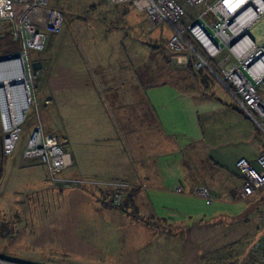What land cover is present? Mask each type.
Segmentation results:
<instances>
[{
    "label": "rangeland",
    "instance_id": "374dc122",
    "mask_svg": "<svg viewBox=\"0 0 264 264\" xmlns=\"http://www.w3.org/2000/svg\"><path fill=\"white\" fill-rule=\"evenodd\" d=\"M178 1L187 11L184 23L188 24L196 9L185 0ZM50 4L62 11L63 29L49 38L44 51L28 52L32 62L43 64L35 80L41 124L45 131L43 111L45 105L51 103V92L57 99L50 107L55 115L50 116L54 119L49 125L62 145L75 156L85 157L89 165L96 161V151L104 152L106 159L112 161L111 174L114 175L122 158L129 162L131 159L127 154L126 133L110 132L109 137L100 139L95 133L90 135L80 130L82 116L96 115L97 90L98 94L105 93L109 86L100 84V90L97 86L69 90L65 81L72 78L79 82L92 78L95 71L118 67L124 69L129 78H134L128 84L133 81L139 89L141 85L137 82L156 87L179 83L183 89H188L195 79L187 67L180 68L172 61L173 53L166 48L171 28L166 24L152 28L146 14L131 5H111L106 0H50ZM197 10L202 11L203 7L198 6ZM250 34L254 36L257 30H251ZM7 41H11L7 36L0 40L3 49L10 46ZM11 43L15 45L16 42L12 40ZM120 77L126 76L121 74ZM214 84L210 92L236 106L231 95L218 82ZM138 94L141 101L142 90H138ZM114 100L113 95H109L108 105L104 107L109 117L120 119L124 126L126 119L122 117L135 114L133 138L141 144L148 135L155 146L160 140L154 129L156 123L152 119L142 120L143 114L151 113L148 108L138 102L131 114L126 99ZM82 102L85 104L81 106ZM157 102L160 114L166 116V129L174 133L180 126L179 122H174L179 116H186L185 111L177 109V115L171 119V102L160 98ZM197 104L199 116L196 115V119L201 131L194 143L197 153H191L184 138L178 140L180 150L172 144V138L163 140L160 149L164 153L155 160L162 178L145 185L142 194L147 201H141L140 207L135 202L137 208L129 211L132 216L120 211L114 198H110L109 192L112 195L113 191H120L113 183L112 187L100 182L80 187L62 182L53 184L47 167L44 168L46 165L37 159L23 158L37 120L36 111L32 109L23 120L13 155L6 157L3 164L0 259L26 264H264V189L252 197L239 196L236 187L241 179L235 167L239 158L256 159L264 135L243 114L220 106L210 108L209 105L200 107V102ZM118 120L116 125H119ZM90 124L95 126L93 122ZM144 146L148 151L153 148L148 142ZM142 154L135 155L136 162L147 155ZM98 157L100 167H105L107 163L101 160L102 154ZM180 159L184 178L181 177L182 182L173 180L170 183L173 164L175 160L178 164ZM74 166L60 173L58 179L74 178ZM187 170L191 180L185 177ZM201 186L211 192L212 204L195 194V188ZM179 188L182 192L177 191ZM133 189H137V193L141 190L129 188L124 199ZM79 194H89L96 202L100 200L99 209H102L97 212L82 210L80 201L68 198V195Z\"/></svg>",
    "mask_w": 264,
    "mask_h": 264
},
{
    "label": "built area",
    "instance_id": "2783aa9c",
    "mask_svg": "<svg viewBox=\"0 0 264 264\" xmlns=\"http://www.w3.org/2000/svg\"><path fill=\"white\" fill-rule=\"evenodd\" d=\"M106 1L111 5L129 4L145 13L152 28L168 25L172 34L167 47L173 53L172 61L180 68L192 65L195 71L208 70L264 135V0H185L196 9L188 24L184 23L187 11L178 0ZM198 6L203 10L198 11ZM64 22L62 11L52 6L50 0H0V36L7 26L12 40L20 45L16 53L7 56L22 59V85L26 88L27 104L22 119L8 126L1 111L2 153L5 157L13 155L23 120L34 109L36 125L23 158L37 159L46 165L53 184L62 182L80 187L97 183L76 178L58 179L60 173L75 165V160L56 134L44 131L37 113L40 102L35 86L40 71L33 70L28 55L30 50L44 51L49 38L62 31ZM253 29L257 30L254 36L250 34ZM235 167L241 179L236 188L239 196L252 197L264 189V152L253 161L239 158ZM115 187L120 191L115 193L114 201L120 207L130 187L114 184ZM177 191L182 192V189ZM194 192L212 204L214 197L207 187H197Z\"/></svg>",
    "mask_w": 264,
    "mask_h": 264
},
{
    "label": "crops",
    "instance_id": "0c3cea01",
    "mask_svg": "<svg viewBox=\"0 0 264 264\" xmlns=\"http://www.w3.org/2000/svg\"><path fill=\"white\" fill-rule=\"evenodd\" d=\"M43 70V64H42V69ZM94 78L90 79H82L79 82L74 81L72 78L68 79L69 81H65V87L67 89L71 90H88V89H93V87L97 86V88L100 90L99 86L100 84L105 85L106 87V92L104 93L101 91L98 94L97 90V99L99 100V107L96 112V115L93 114H85L84 116L81 117V126L80 130L82 133L90 135L92 133H95L96 136L100 139H103L104 137H109L110 132H125L127 141H128V146H127V154L129 157H131L130 162L126 158H122L120 161V166H116L115 168V174H111V167H112V161L111 159H106V156H104V152H95L94 154L97 155L96 161L92 162V165L90 161H87L85 157L77 155L75 156L74 153L69 151L72 156L74 157L75 160V166L73 170H75L74 174L72 177L80 180H87L91 181L93 180L96 183H104V186H108L111 183L113 184H123V185H128L130 188L137 187L141 190L138 191L137 197L135 199V202L138 204L140 207V202L141 201H147L145 195H143V189L145 188V185L152 184L155 181H158L159 179L162 178L161 175V168L160 166L155 163L156 159L158 158L157 156L160 155L163 149H160V144H162L166 138H172L173 142L172 144L176 145V149L178 148L179 150L182 148L178 144L179 138L182 139L184 138L185 140L188 141L187 146H190V151L191 153L196 154L197 151L194 149V143L196 139H199V136L201 135V131L198 130L200 127L199 120L196 119V115L199 116V108L198 107V102H200V107H213L214 106H220L223 107L227 110L233 111V112H238L239 114H243L246 119H249L240 109L238 110L232 103L229 104L228 102L222 100L220 97H218L216 94L208 91V93H203L201 92V89L199 85L197 84L196 81H193L189 84L188 89H183L182 84H159L158 87L153 86L149 83H142L137 82L141 85V89L137 88L135 85V82L129 85V81L134 80L133 77H128L125 73L124 69L114 68V69H106V70H100V71H95L94 72ZM121 74H125L126 77H120ZM132 74V73H131ZM135 75V72L133 73V76ZM128 77V80H127ZM123 79V80H121ZM131 79V80H130ZM113 86L116 87L113 88ZM64 87V88H65ZM48 89L50 90L51 88L48 86ZM138 90H142V99L141 101L138 100ZM109 95H113V98L115 99V102H118V100H127L126 107H130L129 110H131V114L134 111V105L136 103H143V106L148 108V110L151 112L147 115L143 114L142 115V120H150L155 121L156 126H155V131L160 136V140L156 142V145L154 146L152 143V139H149L148 135H145V139L141 144H139L138 141H136L133 138V133L135 132L134 130V122L137 120L136 116L132 115H125L122 118L126 119V125H121L120 119H114L113 116L109 115L105 112L104 107L108 105L107 100L109 99ZM50 99L51 103L49 105H45V110L43 111V117L45 123V131L48 133H54L53 128L49 125L51 121H53L54 118H51V115H55V112L53 109H51V105L56 101L57 97H55L53 94L50 92ZM68 99L71 100V96L67 95ZM168 97V98H166ZM160 98L166 102V99L169 100L166 103H169L170 108H171V114L170 118L172 119L175 115H177V109L178 111H182V113L185 111L184 114L186 116H179V120H176L174 122L180 124L178 126L179 128L173 133H169L168 129H166V116H162L160 114V105L157 102V99ZM193 99H195V102L193 103ZM77 100V99H75ZM87 100V99H85ZM92 103L94 102L93 97L91 98ZM74 101V99H72ZM126 103V102H125ZM124 103V104H125ZM131 103V104H129ZM196 105V108L194 104ZM85 104L84 102L81 103V106ZM217 104V105H215ZM95 105V103H94ZM123 105V104H122ZM102 107V108H100ZM183 107V108H182ZM71 115V114H70ZM153 115V116H151ZM119 122V125L115 124V122ZM93 122L95 123V126L93 127L90 123ZM109 134V135H108ZM185 135V136H184ZM176 140V141H175ZM106 141V140H103ZM260 144H261V140ZM148 142L151 148V151H148L145 149L144 145ZM98 144H101V142H98ZM149 147V146H146ZM159 147V148H158ZM97 148V147H96ZM264 139L262 140V148L256 155L257 157L264 152ZM263 149V150H262ZM97 150V149H96ZM143 152V154L141 153ZM148 151V152H147ZM160 151V152H159ZM165 151V150H164ZM155 156H149L150 154L157 153ZM92 154V153H91ZM102 154L101 160L105 161L107 164L105 167H100V161L98 155ZM145 155L143 156L142 159H139L137 162L135 160V155ZM161 156V155H160ZM159 156V157H160ZM256 157V158H257ZM154 160V161H153ZM104 162V163H105ZM103 163V162H101ZM131 163V164H130ZM214 164V163H212ZM220 166V168H224V165L222 164H217ZM174 170L173 173H171V180L170 183L173 182V180H180L184 178V172H183V161L180 159V161L177 164V161L175 160L174 164ZM46 168V166L44 167ZM78 169V170H76ZM47 170V168H46ZM105 171L107 173L109 172L108 175H105ZM70 177V176H69ZM182 177V178H181ZM185 177L189 178L191 180V173L187 170L185 173ZM169 180V179H168ZM1 182V180H0ZM176 182V181H174ZM179 182H182L181 180ZM241 183V181H240ZM110 187H112L110 185ZM237 188V187H236ZM69 200L72 199H77L82 203L81 209L86 210V211H96L100 210L99 205H100V200L97 202L89 195V194H79V195H68ZM53 199V197L51 198ZM68 208V207H67Z\"/></svg>",
    "mask_w": 264,
    "mask_h": 264
},
{
    "label": "bare ground",
    "instance_id": "6f19581e",
    "mask_svg": "<svg viewBox=\"0 0 264 264\" xmlns=\"http://www.w3.org/2000/svg\"><path fill=\"white\" fill-rule=\"evenodd\" d=\"M11 60L13 61L6 65H0V101L7 126L22 119V112L26 106V88L22 85L24 78L22 59L17 57ZM11 263L6 259L4 264Z\"/></svg>",
    "mask_w": 264,
    "mask_h": 264
},
{
    "label": "trees",
    "instance_id": "16d2710c",
    "mask_svg": "<svg viewBox=\"0 0 264 264\" xmlns=\"http://www.w3.org/2000/svg\"><path fill=\"white\" fill-rule=\"evenodd\" d=\"M5 36H7V37H9V39H11V41H7L6 42V44L10 43V46H8L7 49H3V45L0 43V57H4V56L10 55L12 53H16L18 51V49H19V46H20L19 43H15V45L11 43L12 42V38H11V35L9 33V30H8L7 26L5 27L4 32L2 33L0 38L1 39L5 38ZM15 47H17V48L15 49ZM166 48L168 49L167 45H166ZM187 70L191 74L190 76L194 77L195 81L197 82V84L199 85L201 91L204 94L208 93V91H210V88L215 85L214 83L218 82L214 78V76L206 69H203V70H200V71H195L193 69L192 65H189L187 67ZM235 107L239 110V108L237 106H235ZM3 137H4V133H3V128H2L1 116H0V179H1V175H2V169H3L4 160L6 158L3 155V153H2ZM115 193L113 191V194L111 195V193L109 192V196H110L111 199L114 198V194ZM136 197H137V189H133L132 191H130V194L127 195V198L124 199V201L122 202L121 206L118 207V209L120 211H122L123 213L126 212L129 216H132L131 212H129V211L133 210L134 207H136V205H135ZM109 206H112V205H109Z\"/></svg>",
    "mask_w": 264,
    "mask_h": 264
},
{
    "label": "water",
    "instance_id": "95a60500",
    "mask_svg": "<svg viewBox=\"0 0 264 264\" xmlns=\"http://www.w3.org/2000/svg\"><path fill=\"white\" fill-rule=\"evenodd\" d=\"M11 59H12V57H10V56L0 57V65H6L7 63H9L11 61ZM31 66H32V68H33L34 71H40L42 69V62L41 61H35V62L32 63ZM25 108H26V106H25ZM1 111H2V107H1V101H0V112ZM5 260L6 259H4V258L3 259H0V262L2 264H4L5 263ZM14 263L15 264H26V263L17 262V261L12 262L11 264H14Z\"/></svg>",
    "mask_w": 264,
    "mask_h": 264
}]
</instances>
